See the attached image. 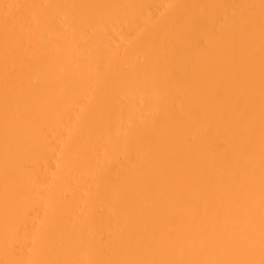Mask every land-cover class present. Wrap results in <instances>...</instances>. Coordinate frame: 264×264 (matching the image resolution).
I'll return each instance as SVG.
<instances>
[{"label":"bare ground","instance_id":"6f19581e","mask_svg":"<svg viewBox=\"0 0 264 264\" xmlns=\"http://www.w3.org/2000/svg\"><path fill=\"white\" fill-rule=\"evenodd\" d=\"M263 200L264 0H0V264H264Z\"/></svg>","mask_w":264,"mask_h":264},{"label":"rangeland","instance_id":"374dc122","mask_svg":"<svg viewBox=\"0 0 264 264\" xmlns=\"http://www.w3.org/2000/svg\"><path fill=\"white\" fill-rule=\"evenodd\" d=\"M263 201H264V200H263ZM263 203H264V202H262V204H261V203L258 204V206L260 205V207H264V204H263ZM259 248L262 249V248H263V245H262V246H261V245H260V246H257L256 249H257V250H260Z\"/></svg>","mask_w":264,"mask_h":264}]
</instances>
